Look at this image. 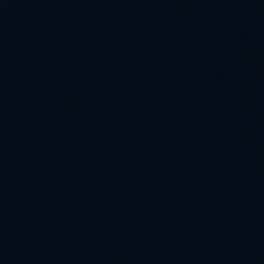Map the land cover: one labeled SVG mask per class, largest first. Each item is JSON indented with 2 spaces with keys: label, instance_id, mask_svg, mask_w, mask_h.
<instances>
[{
  "label": "water",
  "instance_id": "95a60500",
  "mask_svg": "<svg viewBox=\"0 0 264 264\" xmlns=\"http://www.w3.org/2000/svg\"><path fill=\"white\" fill-rule=\"evenodd\" d=\"M0 264H264V0H0Z\"/></svg>",
  "mask_w": 264,
  "mask_h": 264
}]
</instances>
